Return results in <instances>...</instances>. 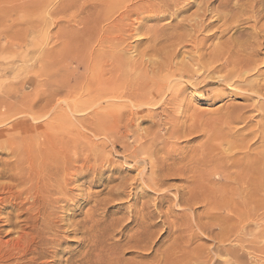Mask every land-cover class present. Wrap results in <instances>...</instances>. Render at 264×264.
<instances>
[{
	"label": "bare ground",
	"instance_id": "obj_1",
	"mask_svg": "<svg viewBox=\"0 0 264 264\" xmlns=\"http://www.w3.org/2000/svg\"><path fill=\"white\" fill-rule=\"evenodd\" d=\"M216 1L217 0H137V1L135 0H67V2L64 4L58 3V6L55 8V11H54L55 14L56 13L60 14L61 12H63L62 10L66 11V9H70V8L78 9V13H77L78 18L75 19L74 22H73V19L71 18L73 22V27L70 26L71 31H69L70 28H68L69 30L67 31L68 33L72 32L71 35L73 34L77 41L74 47L71 46V48H73V51H74L73 62L76 63V67L72 73V77L70 79L66 78L68 80V82L66 81L68 84L66 89L68 91L67 90L66 91L69 92L70 95H72L73 93V96H74V94L77 95L76 87H78L79 90L80 89L83 90V91L80 90L83 93L86 92V93L92 94L93 98L97 101L100 99L107 100V97L113 98V100L110 99L112 101L109 103L108 105L109 107L117 105V107L119 106L120 108H122L120 105H123L122 111L117 110V112L118 111L120 112L117 115L111 114V116H108L107 118H101L99 120L101 127H102V130L100 129V131L103 133L105 132L108 133L110 126L113 130V127L114 128L116 127L115 124L120 125V122H123V119H125L124 110L126 109V108L124 109V106L127 107L130 105L128 104L126 106L125 102L123 104H120V102L116 100L118 98L126 99V103L131 101V105L129 107L141 108L144 106H151L153 108V106H155L154 104L158 103L157 98L158 96H160V89H162L161 84L165 83V80H168L172 77H176L177 79L180 77L181 80H184L186 83H188L186 85H189L191 88L197 89V90L199 89L204 90L205 87H207L209 84L219 83V85L220 84L225 85L223 89L225 92L228 91L229 93V92H232L233 90L243 91L247 93L248 98L252 99L251 103L248 104L246 107H240L236 105L227 106V112H226V117H225L228 119L227 121H229V123L237 122V123L243 124L242 132L244 131L241 134L242 138L240 137L241 139L239 141L232 140L231 143L228 142V145L230 146V148L231 149L239 148V151L241 148L246 149L248 148L249 143L254 139H256L255 142L261 144L260 145L261 147H264V75H263L264 73L259 72V67H258L261 63H264V59L260 58L261 50L264 49V0H218L217 6L215 7L214 5L212 6V4H214ZM193 6L194 7L196 6L197 9L195 8L196 10L193 12H190V14L187 13V15L185 14L182 15L181 19L179 20L177 19L176 20L177 22L175 21L174 22L175 24L172 27L163 26L164 21H162L163 25L156 24V23H155L156 24L155 26L151 25L152 27L150 25H149L150 27L148 25H147L148 27H145L144 25L145 22L143 21H146V20H153V21L159 22L167 18L168 15L169 17L170 15H174V14L175 15L177 14L178 16H180L179 14L181 13L183 14L184 12H187V10H190V8ZM216 8H219L222 11L221 10L219 11ZM76 16L77 15H75V18ZM178 16L175 18H178ZM166 20L168 21V18L165 19V21ZM149 22L147 24H149ZM243 23H247L248 25L249 24L250 25L249 26L247 25L246 28L243 27V29L237 28L240 24L244 25ZM58 28L62 29L61 25ZM65 28L66 27H64L63 29L65 30ZM212 29L214 31L208 33L207 35H204V36L202 35L203 38L200 37L201 39L199 38V35L201 36V34L199 33L205 30L211 31ZM59 31L60 30H58V32ZM67 32L64 35L67 34L68 36ZM230 32L232 33L229 34ZM136 33H137L136 37L139 34L145 35L146 37L144 36L142 38L147 39L148 45L146 46V49L141 50V51L146 50L145 52L142 53L139 50L140 53L138 52L139 53L138 56H141L140 59L138 57L139 62L137 61L133 64V62L130 60L132 64L131 63L128 64L126 63L127 61H125V59L126 57L128 58V56L129 57H132V56H130L131 54L129 55V53L126 54L124 50V46H126L127 40L129 38L131 39ZM64 35L60 34L61 37H64ZM211 39L212 41L209 43L208 40H211ZM137 42L138 41H136L135 43ZM143 42H140V43H143ZM207 42L209 44H207ZM187 44L191 45L190 48L192 47V49L187 52L189 60H185V59L179 60V56L182 53L183 48L186 47ZM133 46H131L130 48L132 49ZM137 47H134V48H136L137 50ZM64 48H65V45H64ZM64 48L63 50H65V52L69 50V49H64ZM67 48H69V46ZM63 50H62V53H64ZM58 52L59 51H57V53ZM66 53H68V51ZM141 53L142 55H140ZM133 57H136V56H133ZM125 66L131 69L129 73L127 72L128 69L127 70L125 69ZM79 67L83 68L85 72L91 71L93 75L96 74V72H97L96 75H98L99 73L100 74L98 76L95 75L92 77L88 74L90 77L88 76L87 77L88 79L86 78L87 80H84L85 78L83 79L82 77L85 76L84 75L85 73L84 74L82 72L79 73L78 72ZM256 71L259 72L257 73L258 75L263 76L262 79H252L251 78L252 74L255 73ZM71 82H73V84ZM57 85L58 83L56 84V86ZM60 86H63V85H60V82H59L58 87ZM172 86L170 85L169 87L172 88ZM51 96L53 97V94ZM173 96L174 95L170 96V98ZM74 98L76 99V97ZM177 98H175V100H177ZM127 99L129 101H127ZM95 100H93V102ZM171 100L169 102H171ZM82 102L83 101L81 102L79 101L78 103L74 101L73 103H69L65 100L60 103L56 102V105H54L56 106L54 110L55 111H57L58 109L60 110L62 107L65 106L64 108H62L63 113L65 114L56 116L57 125L48 124L45 127V129L40 128L39 132L35 136L24 137L22 133H15V134L13 133L11 135L3 134L0 137V154L2 155L7 154L8 156L7 159H3L0 162V264H59L58 261L63 262L60 264H118L119 260L116 259L117 257L114 258L113 256L114 253H116L114 252L116 251L115 250L116 248H114V250H111L114 247V245H112L113 247L110 249V245L113 242L110 243V245L108 244L109 248H106L108 246L104 244V241L107 244V241H109L110 238H108L109 239L108 240L107 238L104 239V238H100L101 236H98L100 234L96 233L95 231V229L97 228V224H96L97 222L95 221V219L94 221L92 220L93 221V225H92L93 233L91 232L92 230H90L91 227L89 229L90 232H87L88 230H85L88 226L86 228L84 227L85 228L84 231L80 229L81 230L80 232L78 226H81V224L82 226H84V223L70 224L68 221H66L67 220L66 214H62L64 207L61 206L60 203L66 202V199L68 198V196H70L68 194V192L71 190L70 184L73 181L77 180L76 178H77L78 173L80 175H83L84 169L86 168L84 163L82 162L83 156L81 157L75 156L73 158V156L71 157L69 153L70 151H72L70 149L73 143L75 144L74 148L76 149V154H79V155L81 154L84 147L85 148L87 147L86 144H84L85 142L83 143L82 141L83 138H85L83 137L85 135H83L84 133L83 120L84 119H83V116L81 117V113L84 110L83 106L85 107L88 104L86 102L85 103L86 105H85L84 103L82 104ZM94 103L96 104V101ZM173 103L176 104L175 102ZM108 106L107 108H109ZM69 110L71 112H73L72 110H74V112L76 111L78 112V114H80L79 117H77V119L79 120L78 122L80 124L74 127L77 137L71 135V137H75L73 139H71L69 134L68 136H66L67 134L64 133L66 131L65 129L68 128L70 124L66 128H63L64 124H62L63 121L65 122V120L68 119V115H66V113ZM154 113L152 112V114ZM101 117H103V115ZM256 117L258 118L255 120L254 118ZM176 121H178V119L173 121V124L174 122L177 123ZM170 124H172V121ZM251 124H254V125L251 126ZM60 126L65 130L63 132V129H61L62 130V131L60 130L61 133L60 131L57 130V133H60V135L53 134L52 131L50 130V127L57 128ZM70 127L68 128L69 130H70ZM119 127H118V130H120ZM122 127H125V126H122ZM115 129L117 131V128ZM170 129L171 127H169V130L167 129L168 132L170 131L168 135L173 134L175 136L178 133V131L177 133H175L177 128H175L174 126L172 127L171 130ZM54 130L55 128L53 129V131ZM69 133H71V131ZM74 133L75 132H73L72 134ZM185 134L187 136V133H184V136ZM135 135H136V132H135ZM145 137H146L145 134L137 133L136 143L139 142L140 143L139 147L143 148V150L146 153L150 154L151 156L152 155L156 156L155 151H153L152 149L153 147L151 148L154 142L149 146V143L145 142V140L143 141ZM208 138H210V136H207V139ZM121 140L125 142L123 139ZM206 142H209V139L208 141L206 140ZM2 144L3 145L5 144V146H3ZM205 145H207V143ZM208 145H207V148L208 147L211 149L215 148V145H212L211 143H209ZM1 146L3 148H1ZM90 147H91V144H90ZM128 147H130V145ZM136 148H138V146ZM154 150H157V149H154ZM234 150L231 152H234ZM222 151H221V154L223 153ZM261 153H264V152L262 151ZM153 156L151 158H153ZM218 156L216 157L221 158ZM232 157H230V155H227L226 161L231 159ZM198 158H200V156H198ZM222 158L224 159V157ZM196 159L197 158H194L193 161H195ZM203 159L201 162H198L199 160L197 159L198 160L197 163L192 162L191 160V163L183 165L181 169L182 171L178 170L179 172L181 171L180 175L185 177L184 179L187 183L192 182L190 178L195 177V174L199 175L200 179L204 178V180H206L207 177L210 176L209 172H212V170L214 169L216 170V167L212 165V164L215 165V163L212 162V164H210L212 160L211 161L210 159L206 160L205 158L204 160L206 161H203ZM255 160L257 162V159ZM222 161L223 160L219 159L218 162H221L222 164L224 163L223 166H226L227 162H224L225 159L223 162ZM234 162L235 161L233 159V164ZM208 163L210 164L209 165L210 169L209 167L207 168ZM230 163H231V160L229 164ZM237 165L240 166L239 163ZM254 165H255V162H254ZM73 166H77L76 168L77 170L75 171V173L72 171L74 174L71 173V168ZM211 166H213L212 170H211ZM230 166L232 167V168L230 167L231 169L235 167V166L233 167L231 164ZM152 168H153L151 170L152 174L153 173L155 174L156 169L154 168H157V166L153 165ZM221 168L223 167H220L219 171H221L220 170ZM228 168L229 167H227L225 171L229 170ZM163 169L160 168L159 171ZM222 170H224V168ZM260 170L262 171L261 167L259 169V172ZM239 171L240 173H236L237 171L235 173L238 175V174H242L245 172V170L243 172H241V170ZM256 173L257 172H255V174ZM166 175H169V172L163 174V176H166ZM205 175H206V178H205ZM237 175L235 177H238ZM251 177L253 178V176L249 175L248 179ZM240 178L239 177L237 178L239 179L237 183H242L244 184L243 186H245V183H247V181L244 178L242 179L241 176ZM198 180L199 179L196 180V183L198 182ZM250 181L252 180L250 179ZM229 182L228 184L224 182L226 187H228L227 185H230ZM256 182H259V180L258 181L256 180ZM192 183H195V182H192ZM198 183H197V186L199 185ZM202 184L203 183H200L202 188L203 186H206V184L203 186ZM232 184H234V182H232ZM235 184H236V181H235ZM200 185L197 187V189L200 188ZM225 185L223 184V187ZM194 186L192 187V189H189L190 186L189 187L187 186V188L189 189V192H186V190L182 189L181 193L183 194V196H184V192L191 193L194 188H195L194 192L197 191L196 184H194ZM221 187L222 186H220V188ZM260 187L261 186H259L258 188ZM204 188L203 190L205 192ZM240 188H241L240 186L237 187L238 190H240ZM243 188H241V190ZM226 189H228L226 190V192L229 191L228 193H230V191L232 190H233L232 192L235 191L231 187L230 188L228 187ZM229 189H232V190H229ZM209 191L211 190H208V192ZM250 191L249 193H251ZM242 192L244 194V191ZM221 193L223 194V191ZM228 193L227 195H229V200H230L231 196ZM249 193L247 194L249 196V197L247 196L248 198H250V196L253 194L252 193L250 195ZM200 196L198 197L200 198L199 200H201L202 198H205L204 196L203 197L201 196L202 198ZM213 196L212 198L209 197V199L210 198L214 199ZM223 196L222 197L225 198L226 195H223ZM232 197H233V193H232ZM183 198H182V195L179 196V198L176 200L177 203H184L189 207L191 205L192 206L194 205V204H191V201L188 197L184 199ZM215 198H218V197L215 196ZM219 198L221 200V197ZM241 198L242 197H240V199ZM252 198L254 199V197H251V199ZM205 199L207 200L205 201L203 199V201L206 202L205 207L206 205L208 207L210 205H216L214 203L215 201L220 204L222 202L223 204V201L219 202L217 199L213 200L214 204H212L211 199L210 200L208 199V195ZM245 199L246 198L244 197V200ZM226 200L227 199H224L225 201L224 203H226ZM234 200L239 201L237 202L239 204H240V201H242V200H238L235 198ZM232 201L233 199L231 198V203ZM198 203H200V201ZM229 203H227L228 206L230 205ZM233 203L235 202L233 201ZM237 203L233 204L234 207H231V208L236 207V212L240 210L238 212L241 213V209L243 205L245 204L243 205L240 204L241 208H238L237 210L236 205L239 206V204ZM222 204L220 205L221 207L225 205L223 204L222 206ZM248 204H246V206ZM217 206L218 204L216 206L210 207L211 209L207 211V213H209L210 216H214L213 218H217L218 216L222 217V215L225 214L226 212L224 213L221 212L223 214L220 215L221 214L220 211H222V209H224V211L225 209L228 210L231 205L229 207L224 206L223 208H219V206L218 207ZM191 209L195 211L193 207H191ZM245 209H243L244 211H242L241 214L237 212V215L239 214L238 218H236L237 217L236 216L235 218L232 217V219H230L231 217H228L227 215L228 213H226L227 216L225 217L227 218L224 219L223 218L224 215H223L222 217L223 222L226 219H230L232 222H234V225L232 224L228 225L231 222L230 220L229 222L227 220L228 224L224 223L223 225L219 223L220 221H218L219 224H217L216 221H214L215 223H210V222L208 223V221L207 222L203 221L205 223L202 222V224L199 220L197 221H199L200 223L194 221L196 223L195 228L197 229L199 228V230L200 229L206 230L207 232L212 234V238L215 241L214 248L212 247L213 253L206 247V249H208L209 252L206 254L205 253L203 254V252H205L204 250H206L204 249L205 248L204 247L202 253H200V251H196L197 256L194 254V251H192L194 254V257L192 256L193 254L188 256L187 254H189L191 251L187 253L188 250H186L187 254H185L184 249H183L184 246H182L183 243L180 242V239H179L180 237L177 236L178 238H175L176 245L177 243H179L181 244L180 246L183 248L181 249L180 247H177L174 244L175 248L181 249L183 251L181 252V250H178V249H176L177 251L175 249L174 250L175 252H178V253L180 251L179 253L180 255L184 253L185 258L183 257L184 258L183 261L185 262L181 260L183 255H181V257L178 258L179 254L176 253L174 254L175 256L172 255V257L176 258V255H178L177 258L181 260L183 264H250L248 259L250 260L252 256L251 262L252 261L253 262L251 264H264V226L260 227V229L262 228L260 232L253 234L250 239L246 237V235H248V229L251 225L249 220L252 219L254 216H256V219L260 215H263L264 217V209H262L261 214H259L260 212L258 211L253 213L252 211H245ZM231 211L234 212L235 209H231ZM233 212H231L230 215H232ZM213 218L211 217L209 221L214 220ZM253 219H255V217ZM191 223L189 224V226L192 225L194 227V225ZM257 223L258 222H256L255 225H257ZM192 226L190 227L192 228ZM216 227H218V230ZM72 231L80 232L83 234V235L81 234V237H79L80 241L78 240L79 244L81 245V248H79L73 254L69 253L67 255L66 253V257L65 258L62 257L63 258L62 259L61 257H59V252H60L59 246H61L62 243L65 241L64 235L66 233L69 234V232H72ZM252 232L254 233L255 231H251L249 235L252 234ZM192 236L189 235V237L191 238L188 237L189 238L188 240L193 239L194 237ZM142 238L144 239V237ZM176 239H179V241L178 240L176 241ZM229 241L235 242L234 245L236 246H233L232 244H230ZM143 242H140L141 245ZM135 243L133 244L135 245ZM147 243H146V247L149 245V243L148 245ZM137 244L135 246H137ZM141 245H140V248L143 247V245L142 247ZM131 247L129 246V248ZM189 247L187 249H189ZM143 248L145 249V246ZM148 248L149 247H147L146 250ZM195 248H192V249L194 250ZM200 248H201V245H199L198 249L197 248L196 249L200 250ZM108 249H110L109 251H113L114 253L113 252L107 253ZM168 251H171V249H169ZM173 252L171 251V253ZM171 253H168V255L169 254L171 255ZM247 253L248 255H245ZM219 254L221 256H223L222 254H224L226 255V257L227 255H230L231 257L230 258L228 257L229 259L227 258L225 259V256H224V259H221L220 257H218ZM163 255L166 256V254H163ZM249 255L250 257H248ZM245 256L248 257L247 259L248 262L245 260ZM166 257H164L165 258L164 261H166ZM168 257L169 258L167 259V261L172 258L171 256H168ZM186 257H187V260H185ZM177 258L176 260H178ZM161 260L163 261V259ZM166 262L165 264H168L169 261L167 263ZM172 262L174 263L173 260H171V263ZM177 262L179 263V261ZM177 262L176 264H178ZM182 262L179 264H182Z\"/></svg>",
	"mask_w": 264,
	"mask_h": 264
},
{
	"label": "rangeland",
	"instance_id": "obj_2",
	"mask_svg": "<svg viewBox=\"0 0 264 264\" xmlns=\"http://www.w3.org/2000/svg\"><path fill=\"white\" fill-rule=\"evenodd\" d=\"M66 2L67 0L65 1L64 0H60V1L59 0H0V137L3 134L11 135L13 133L14 134L22 133L24 137L35 136L39 132L40 128L45 129V127L48 124L57 125L56 116L65 114L63 113L62 110V108H64L65 106L62 107L60 110L59 109L57 111L54 110V108L56 107L54 106L56 105V102L60 103L63 102L64 100L69 103H73L74 101L79 103V101L80 102L83 101L82 104L83 103L85 104L87 102L88 105L85 104L86 106L85 107L83 106L84 110L81 113V117L83 116L84 119L83 135H85L83 136L85 138H83L82 141L83 143L85 142L84 144H86L87 147L86 148L84 147L81 154L79 155L76 154V149L74 148L75 144L73 143L70 149L72 151L69 152L71 157L73 156V158L75 156L77 157L83 156L82 162L84 163L86 170L84 169L83 175H80L78 173L76 178L77 180L73 181L70 184L71 190L68 192L70 196H68L66 202L60 203V205L64 207L62 214H66L67 216L66 221H68L70 224L84 223V226H82V224L81 226H78L79 230L81 229L82 231H84V229L88 226L87 227L88 229L86 228L85 230H88L87 232H90L89 229L91 227L90 230H92L91 232L93 233L92 225L95 219V221L97 222L96 223L97 228L95 229V231L96 233L100 234L98 236H101L100 238H104V239L110 238V240L108 239L109 241L106 240L107 244L104 241V244L108 246L106 248H109L110 243L112 242L114 243L110 245V249L113 247L112 245H114V247L111 250H114V248H116L115 249L116 251H114L116 253H114L113 251H109L110 249H108L107 253L113 252L114 255L113 254L112 255L114 256V258L117 257L116 259L119 260L118 264L121 263L122 264H153V263L165 264V262L169 258L168 256L172 257V255L175 256L174 254L180 253V251L179 253L175 252V250L178 249L175 248L176 245L175 238L178 237H180L179 238L180 242L183 243L182 246H184V248L181 247L180 246L181 244L179 243H177L176 246L180 247L181 249L183 248L185 254L191 251L189 254H187L188 256L193 254L192 251H194L195 255L197 253L196 251H200V253H202L204 247H205L204 249H206L207 247L213 253L212 250L214 248L215 241L212 238V234H210L206 230L203 229L199 230V228L198 229L195 228L196 227L195 222L198 223L201 222L202 224L203 221L206 222L208 221V223L209 222L215 223L214 221H216L217 224L219 223L221 225H223L224 223L228 224L227 220L229 222V220L232 219V217L235 218L237 216L236 218H238L239 214L237 215V212L240 211L238 210V208H241L240 204L241 205L245 204L243 205V207L244 206L246 207V209L245 207L244 208L242 207L241 213L242 211H244L243 209H245V211H252L253 213L258 211L260 212L259 214H261L262 209H264V170H263L264 153H261L262 151L264 152V147H261L260 146L261 144L255 142L256 139H254L252 140L253 142L252 141L250 142L251 144L249 143L248 148L246 149L241 148L242 151L241 149L239 151V148L231 149L230 146L228 145V142L231 143L232 140L239 141L242 138L241 134L244 132V131L242 132L243 124L237 122L229 123V121H227L228 119L225 118L227 112V106L236 105L240 107H246L248 104L251 103L252 99L248 98L247 93L243 91L233 90L232 92L229 93L228 91L225 92L223 90L225 85L222 84L219 85V83L209 84L207 87H205L204 90L202 89L197 90L191 88L189 85H186L188 83H186L184 80H181L180 77L178 79L176 77H172L170 78L171 80L170 79L165 80V83L161 84L162 89H160V96H158L157 98L158 103L154 104L156 107L155 106H153V108L151 106H144L141 108L129 107L131 105V101H129L128 99L127 101L129 102L127 103H126V99L124 98L116 99L120 102V104H123L124 102L126 106L130 104L127 107L124 106V109L126 108L124 110L125 112L124 118L126 119V121L125 119H123V122H120L121 126L119 124H115L116 125L115 128H117V131L114 127L112 130L110 126L108 133L101 132L100 129L102 130V127L99 120L101 118H107L108 116H111V114L117 115L118 113H120L119 112L120 110L122 111L123 105H120L122 108H120L119 106L118 108L117 105L109 107L108 105L113 100V98L107 97V100L100 99L101 101L100 100L97 101L93 98L92 94L86 92L83 93L82 92L83 90L80 89L82 90L80 91L78 87H76L77 95L74 94L73 96V93L72 95H70V93L67 92L68 91L66 89L68 86L67 79H70L72 77V73L76 67V63L73 62L74 51L73 48H71V46L74 47L77 41L73 34L72 37L71 35L72 32L68 33L67 31L69 30L68 28H70V26L73 27V22L75 21V19L78 18V14H77L78 9L70 8V9H66V11L62 10L63 12H61L60 14L54 13L55 8L58 6V3L64 4ZM217 3L218 0L214 4H212V6L213 5L214 7L217 6ZM195 8L197 9L196 6L191 7L190 10H187V12H184L183 14L182 13L179 14L180 16L176 14L178 18H175L177 17L175 14H174L175 16L170 15V17L168 15L167 17L168 21L167 20L165 21V19L167 18L159 22L153 20H146L143 21L145 22V24L144 23L143 24L145 25V27H148L149 25L155 26L156 24H161V25L164 24L163 26L172 27L177 19L179 20L181 19L182 15L184 14L187 15V13L190 14V12L195 11L196 10ZM216 9H218L219 11L221 10L219 8ZM75 15H77L76 18ZM71 18L73 19V22ZM162 21H164L163 24ZM148 22L149 24H147ZM170 22H172L173 24ZM58 23L61 25L62 29L58 28L60 27ZM243 24L244 25L240 24L242 28L240 25L237 28L243 29V27L246 28L248 25L247 23H243ZM63 26L66 27L67 29L65 28L64 30ZM58 30L60 31L58 32ZM63 30L68 33V36L67 34L64 35L66 32H64ZM69 31H71V28ZM205 31L199 33L201 34V36L199 35V38L200 37L203 38L202 35L203 36L207 35L208 33L214 30L212 29L211 31L208 30L206 32ZM59 33L61 35L63 34L64 37H61ZM231 33L232 32H230L229 34ZM136 35L137 33L133 36L134 38L133 37L131 39L129 38L127 40L126 46H124V50L126 54L129 53V55L131 54L130 56H132L129 57L127 55L128 56L127 58L125 56L126 54L124 53L125 54L124 56L126 57V59L125 57L124 59L125 61H127L126 63L128 64L131 63L130 60L133 62V64L137 61L139 62L141 56H138V54L140 53L141 50L146 49V46L148 45L147 39L142 38L145 35L139 34L140 37L139 35L136 37ZM136 41L138 42L135 43ZM211 41L212 39L208 40L209 43ZM208 42L207 44H209ZM139 44L141 45L143 44V45L141 46ZM187 45L186 47L183 48L182 51L183 54L182 53L180 54L179 60L182 59L189 60L187 52L190 51L192 47L190 48L191 46L190 44ZM66 46L67 47L69 46V48H67ZM131 46H133L132 49L130 48ZM134 47H137V50ZM63 48L69 49L67 50L68 53H66L67 51L65 52ZM62 50L64 53H62ZM57 51L59 52L57 53ZM145 51H141V52L143 53ZM142 53L140 55H142ZM133 56H136L137 58ZM131 58H133L134 60ZM260 58L264 59V49L261 50ZM258 67H259V72L264 73V63H261ZM125 69L129 70V71L127 70L128 73L131 70L126 66ZM83 71H84L83 68L80 67L78 68L79 73L81 72L83 74L85 73L84 74L85 76L82 77L83 79L85 78L84 80H87L88 79L87 77L89 75L92 77L97 74V72L96 74L93 75L91 71L90 72L89 71L83 72ZM259 72L256 71L255 73H253L251 78L262 79L263 76L257 74ZM64 78L67 79L65 80ZM62 80H64L65 82ZM59 82L60 85L63 86L58 87ZM55 83L56 84L58 83V85L56 86ZM71 83L73 84V82ZM170 85L171 86L173 85L172 88L169 87ZM77 91H79L80 93ZM52 94L53 97L51 96ZM171 94L174 96L170 98V96H172ZM74 97H76L78 101ZM175 98H177V100H175ZM120 99L122 102L120 101ZM93 100L96 101V104L94 103L95 101L93 102ZM170 100L172 103L175 102L176 104L174 103L172 104L171 102H169ZM107 106L109 108H107ZM117 110L119 111L117 112ZM69 111H67L68 114L66 113V115H68V119H66L65 122L63 121L62 124H64L63 128H66L67 126H69V124L72 128L69 126L70 130L68 129L69 128L68 127L65 129L66 130L65 131L61 126L57 127L59 129H57L56 127H50V130L52 131L53 134L60 135L62 131L61 129H63V132L65 131L64 133L67 134L66 136H68L69 134L70 137L71 135L77 137L74 127L80 124L78 122L79 120L77 119V117H79L80 114H78V112L76 111L74 112V110H72L74 113L71 111L69 113ZM152 112L155 113L152 114ZM102 115L103 117H101ZM257 118L258 117L254 119L256 120ZM176 119H178V121H176L177 123L174 122L173 124V121H175ZM168 120L170 121V123L172 121L173 125L170 124ZM253 125L254 124H251V126ZM173 126L177 128L175 133H177V131L178 133L175 136L173 134L168 135V133L170 132V131L168 132L169 127H171L172 129ZM118 127L120 130H118ZM54 128L55 130L53 131ZM57 130L58 131L61 130L60 133H57ZM68 131L69 132L71 131V133H69ZM73 132H75L74 133L75 135L72 134ZM135 132L136 135L137 133L145 134L146 137L145 139H143V141L145 140V142L149 143V146L154 142L151 148L153 147L152 149L153 151H155L156 156L152 155L153 158H151L152 156L150 154L146 153L143 150V148L139 147L140 143L139 142L136 143ZM184 133H187V136L186 134L184 136ZM207 136H210V138H208L209 142H206V140L208 141ZM75 137H71V139ZM121 139H123L125 142H123ZM206 143L207 145L209 143L215 145V148L214 149H211L209 147L207 148V145H205ZM223 143L225 144L227 143V144L225 145ZM129 145L130 147H128ZM136 145L138 146V148H136L137 147ZM3 146H5V144ZM218 146L220 149L218 148ZM1 148L3 147L1 146ZM233 150L235 153L237 151L238 152L235 154L234 152H231ZM221 151L223 152L222 154ZM227 155H230V157H232L233 155L234 158L232 157L231 159L226 161ZM198 156H200L201 159L198 158ZM216 156L221 158L224 157L225 161L223 158L222 159L217 158ZM7 157H8L7 154H3V155L0 154V162L3 159H7ZM204 157L206 158V160L208 159H210V161L212 160L211 163L209 161L210 164H212V162L215 163V165L214 164L212 165L216 167V170L215 169L212 170L213 166H211L212 172H209L210 176H208L209 174L207 175L209 178L207 177L206 180H204V178H201L202 179L201 180L199 175L195 174V177L190 178V180H192V182L195 183L192 182L187 183L184 179L185 177L180 175L183 165L191 163V160L192 162H196V163L198 160H199L198 162H201ZM194 158H197L198 160L196 159L195 161H193ZM204 159L203 161H206ZM219 159L223 160L224 162H227L228 164L231 160L230 164L233 167L234 166L235 167L231 169L232 167L230 166V164L228 166L227 163L226 166H223L224 163L222 164L221 162H218ZM233 159L235 161L234 164H233ZM255 159H257V162ZM209 163L207 168L210 165ZM236 163L237 164L239 163L241 167L238 166ZM152 164L157 166V168H154L156 169L155 174L154 173L152 174L151 171L153 169ZM87 165L91 170L88 168ZM218 165L220 167H223L224 170H222L223 168H221L220 169L221 171H219L220 167ZM73 167L71 168L72 174H74L75 171L77 170L76 169L77 166H73ZM227 167H229L228 168L229 170L225 171ZM260 167L262 171L260 170L259 172ZM160 168L162 169L164 168V169L159 171ZM243 168L245 170L244 172L245 174L242 173L237 175L236 173H240L239 170H241V172L244 171ZM246 168L248 170L250 168L249 170L250 172ZM178 170L181 171L179 172ZM167 172H169V175L163 176V174ZM226 172L228 173V175ZM255 172L257 173L255 174ZM236 175L239 178L241 176L242 179L244 178L247 181V183H245V186L247 185L246 187L243 186L244 184L242 183H237L239 179H237L238 177H235ZM249 175L253 176L254 179L252 177L248 179ZM197 179H199L198 182L201 181L199 183L197 182L199 185L200 183H203L202 186L206 184V186H203V188L205 187L204 188L205 192L201 187V185L200 188L198 189L199 190L201 189L200 191L202 192H200L197 189V187L199 186V185L197 186L196 183ZM250 179L252 181H250ZM256 180L257 181L259 180V182H256ZM224 182L227 184L229 182L230 185L227 186L229 188L231 187L232 189H234L237 193L235 191H234L235 193L232 192L233 191L232 189H229L232 190L230 191V193H228L229 191L226 192V190H228L226 188L228 187H226ZM232 182H234V184H232ZM189 184H191L192 186ZM194 184H196L197 191L194 192L195 189L194 188L191 193L184 192V196H183V194L181 193L182 189L186 190V192H189V189H192ZM223 184L225 185L224 186L225 189L223 187ZM238 185L241 188L243 187L244 188L242 190L241 188L240 190H238L239 189V188L237 189V187H239ZM187 186L188 187L190 186L189 189L187 188ZM220 186H222L223 188L222 187L220 188ZM259 186H261L262 189L261 187L258 188ZM208 190L211 191L208 192ZM222 191L223 194L221 193ZM242 191H244L245 196ZM249 191L251 193H249ZM198 192L202 197L204 196L205 198L208 195V199L209 197L212 198V196L214 195L213 196L214 199L211 198L210 199L212 201V204L214 203L216 205L218 204L219 208H223L224 206L227 207L228 206L227 203H229L230 201L229 204L231 206L230 205H229L230 207L228 206L229 207L228 210L231 211V209H235L234 212L231 211L233 212L232 215H230L231 212L226 209L225 211L224 209H222L220 213L226 212L228 213L227 214L228 217L231 218L226 219L223 222L222 217L224 215L223 218L224 219L227 218L225 217L227 216L226 213L225 214L221 213L220 215L223 214L222 217L218 216L217 218H213L214 216H210V214L207 213V211L211 209L210 207L216 205H210L209 207L206 205L205 207V203H206L205 201L207 200L205 198H202ZM231 192L233 193V197ZM204 193L205 195L207 193L208 194L205 196ZM227 193L230 194L231 196L230 200H229V195H227ZM248 193L250 195L253 193L250 196V198H248L249 197L247 195ZM181 195L182 198L183 197L189 198L191 195V197L193 198L190 197L189 199L191 201V204L194 205L193 206L191 205L189 207L184 203H177L176 200ZM198 195L202 198L201 199L202 201L203 199L205 201L202 202L201 200H199L200 198H198L199 197ZM223 195H226L225 198H223L224 197ZM215 196L218 198H215ZM239 196L242 198L240 199ZM219 197H221V200ZM244 197L246 198L245 200ZM251 197H254V199L252 198L253 199L252 200ZM231 198L235 203L239 201L234 200V198L238 200H242L240 201V204L237 203L239 204V206L236 205L238 210L237 212H236V207L231 208L234 207L233 204H235L233 203V201H232L233 204L231 203ZM215 199H217L219 202L223 201V204L225 205L223 206L221 202L223 206L221 207L220 203L213 201ZM224 199H227L228 201L226 200V203H224L225 202ZM199 201L200 203H198ZM246 204L248 205L246 206ZM191 207H193L195 211H193ZM211 217L214 219L212 220L213 222L211 220L209 221ZM254 217L255 219H253ZM254 217L249 220L251 225L248 229V235H246L248 239H250L253 234L259 233L260 230L262 229V228L260 229V227L264 226L263 215H260L257 219L256 216ZM197 220H199L200 222ZM218 221L220 222L218 223ZM255 221L258 222L257 225H255L256 224ZM231 222L228 225L231 224L234 225V222L232 223ZM190 223L193 224L194 227L190 225L192 226L191 228L189 226ZM256 227L259 229V231ZM216 228L218 230V227ZM249 231L250 232L255 231V232L254 233L252 232V234L249 235L250 233ZM80 232L72 231L69 232V234L66 233L64 235L65 241L62 243L61 246H59V251H60L59 257L65 258L66 253L67 255L69 253L73 254L79 248H81V245L79 244L80 241L79 237H81L82 233ZM189 235L191 236L194 235L192 236L194 238L188 240L189 238H191L189 237ZM142 237H144V239L146 240H144ZM149 237L151 240L149 239ZM179 239H176V241L177 240L179 241ZM146 241L149 243V245ZM135 242L139 243L140 245H141L140 242H143L142 245L143 247L145 246V249L142 247V245H141L142 248H140V245ZM229 242L233 246H236L234 245L235 242L232 241ZM133 243H135V245L137 244V246H135ZM146 243L148 245L147 247H149L147 250H146L147 248ZM128 245L132 247L129 248ZM197 245L198 247L199 245H201L200 250H197L198 249ZM188 247L190 250L187 249ZM192 248L195 249L193 250ZM169 249H171L172 252L174 249L175 250L173 253H171V251H168ZM208 249L204 250L205 252H203V254L208 253L209 252ZM186 250H188L187 253ZM182 251L183 250H181V252ZM162 253L166 254L167 257L164 256ZM168 253H171V255L170 254L168 255ZM194 254L192 255L193 257ZM181 255H183L181 258V260L183 261L185 255L184 253ZM181 255L179 254L178 258H180ZM222 255L223 256L219 254L218 257H220L221 259H224V256L225 259L226 258L229 259L231 257L230 255H227V257L224 254ZM245 255H248V253ZM177 256L178 255H176V258ZM164 257H166V261H164L165 259ZM248 257H250V255ZM248 257L245 256L246 261ZM176 258L172 257L171 259H169L168 260L169 262L167 261L168 264L171 263V260L174 261V263L172 262L173 264H176L177 261H179V263L182 262L178 258H177L178 260H176ZM161 259H163L164 263ZM185 260H187V257ZM251 260H252V256L250 260L248 259L250 264L253 262V261L251 262ZM58 262L59 264L63 263L60 261Z\"/></svg>",
	"mask_w": 264,
	"mask_h": 264
}]
</instances>
